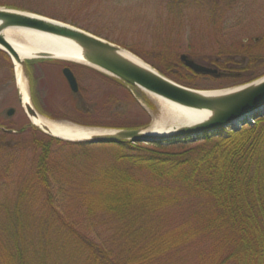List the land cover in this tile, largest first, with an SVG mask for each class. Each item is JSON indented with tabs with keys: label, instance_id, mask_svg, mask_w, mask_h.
Masks as SVG:
<instances>
[{
	"label": "trees",
	"instance_id": "obj_1",
	"mask_svg": "<svg viewBox=\"0 0 264 264\" xmlns=\"http://www.w3.org/2000/svg\"><path fill=\"white\" fill-rule=\"evenodd\" d=\"M190 5L181 0L176 11L178 6L171 2L173 20L152 29L153 37L161 40L156 44L158 55L150 52L152 58L104 35L101 31L110 35V28L98 29L93 20L62 22L100 36L162 75L197 89L201 75L185 67L177 54L168 52L173 47L163 42L178 33L176 15L182 16ZM142 25L149 30L150 24ZM51 119L64 120L56 115ZM249 119L255 125L263 121L264 107L241 119L238 130L230 124L197 135L222 144L192 155L159 153L141 143L68 142L35 129L48 141L33 142L40 153L36 176L44 208L32 217L8 212L10 223L0 231L5 235L0 234V264H264V129L257 133L258 126ZM248 132L255 133L242 138ZM174 141L178 140L156 145ZM54 144L77 151L64 167L69 180L56 184L59 191L69 192L68 208L64 195L57 198L51 193L55 188L51 177L59 170L49 163ZM99 147L112 152L113 158L94 160ZM67 209L77 213L70 216Z\"/></svg>",
	"mask_w": 264,
	"mask_h": 264
},
{
	"label": "rangeland",
	"instance_id": "obj_2",
	"mask_svg": "<svg viewBox=\"0 0 264 264\" xmlns=\"http://www.w3.org/2000/svg\"><path fill=\"white\" fill-rule=\"evenodd\" d=\"M53 1L0 0V8L33 13L60 22L68 19L88 23V19L93 20V25L98 29L99 26L110 28V35L107 31H101L104 35L149 58H152L150 52L158 55L155 53L158 52L156 49H159L156 44L161 42L160 39L153 37L152 29L169 18L173 20L171 15L174 14L169 12L168 7L171 2L176 6L179 5V1L181 2V0ZM182 2H189L191 5L182 16L176 15L180 28L178 33L169 40H163L167 42V46L173 47L168 52H172L174 56L177 54L178 58L187 55L201 65L232 73V76L221 78L199 74L201 77L196 82L197 90L216 91L248 86L264 78V0H182ZM176 8L179 6L174 7L177 11ZM143 23L146 26L150 24L148 31ZM167 32L169 34V31ZM62 63L58 69L41 65L39 61L34 65L36 67L38 64L39 67L35 69H43L47 75L50 72L52 76L45 77L41 75L42 72L38 73L41 77L39 76L34 87L40 103L42 106L48 104L51 115L63 117L65 120L47 119L64 125L97 130H115L101 127L102 125L122 127L147 125L146 129L149 130L154 127L169 130L182 126L165 113V109L154 95L137 87L128 86L96 69L71 62L70 64L74 65L71 68L81 88L78 99L72 95L67 82L61 76L62 67L64 64L68 65V62ZM19 73H23L22 67L18 69L11 56L0 49V122L5 116V110L10 104H14L13 98L21 96ZM22 78L27 90L26 75L23 74ZM82 103L85 104L84 109L81 107ZM66 119L78 121L85 126ZM249 122L253 126H258L257 133L264 129V120L259 121L257 125L251 119ZM4 123H13L10 124L12 128L24 131L4 135L0 130V231L7 228L10 223L8 212L19 211L26 217H32V214L43 210L44 206L40 200L43 188L38 185L36 176L40 153L33 142L35 138L41 142H48L35 131L40 128L31 122L28 115L27 117L19 115ZM240 125L239 120L231 124L236 130ZM255 132H248L242 138L251 137ZM217 140L205 141L194 136L174 141L172 145L158 146L151 143L141 145L159 153L192 155L221 145V141ZM103 150L104 148H97L93 159L103 163L113 158L112 152ZM75 153H77L75 149L65 144H54L49 160L50 166L57 165L59 168L51 177V182L55 186L51 193L57 198L64 195L63 204L67 208L69 192L64 191L66 189L59 191L58 186L69 180V174L64 167H68V164L74 161L72 158ZM22 196L26 199H21ZM66 213L72 216L77 211L67 209Z\"/></svg>",
	"mask_w": 264,
	"mask_h": 264
},
{
	"label": "water",
	"instance_id": "obj_3",
	"mask_svg": "<svg viewBox=\"0 0 264 264\" xmlns=\"http://www.w3.org/2000/svg\"><path fill=\"white\" fill-rule=\"evenodd\" d=\"M8 28H23L67 39L77 44L83 53V62L61 60L49 54H40L38 57L32 59H51L79 63L106 73L124 84L142 89L181 107L209 113L206 119L171 128L163 134L151 132L146 128H140L100 130V132H96L89 138L79 140H68L51 135L60 140L106 145H117L123 142L156 144L172 140L181 141L182 139L194 137L204 132H213L222 126H229L237 120L248 119L251 113L264 107V82L255 86L248 85L240 91L224 95L195 90L162 75L158 70L130 51L81 28L33 13L0 8V46L3 47V49H0L8 53L13 62L15 59L22 69L25 66L26 59L22 60L6 37L2 35L3 31ZM127 52L137 57V61L127 57ZM180 59L188 69L196 74L217 78L232 76L231 73L221 72L201 65L190 59L187 55H182ZM63 74L71 91L78 93L79 84L72 70L65 68ZM21 76L23 77V73ZM20 95L23 99L21 87ZM24 106L30 118L41 116L32 106L30 100L28 103H24ZM43 132L48 134L45 130Z\"/></svg>",
	"mask_w": 264,
	"mask_h": 264
},
{
	"label": "bare ground",
	"instance_id": "obj_4",
	"mask_svg": "<svg viewBox=\"0 0 264 264\" xmlns=\"http://www.w3.org/2000/svg\"><path fill=\"white\" fill-rule=\"evenodd\" d=\"M6 37L7 41L12 45L16 50L20 58L23 59H32L38 57L40 54H49L54 58L61 60H69L74 62H83V53L81 48L74 42L55 37L53 35L40 33L33 30L23 29V28H8L2 33ZM3 49V47L0 46ZM128 53V52H127ZM132 54H126L127 57H130L134 61H137L135 56ZM14 63L19 69V64L14 59ZM264 82V78L253 84L252 86L258 85ZM18 83L23 92V101L28 103L29 96L25 90V85L21 74H18ZM246 86L235 87L231 89L208 91L210 94L224 95L230 94L242 90ZM151 94V93H150ZM153 95V94H151ZM155 96V95H154ZM160 104L165 109V113L169 115L175 122L180 125L196 123L202 119H206L209 116L208 112L202 111L198 112L188 108L181 107L177 104H174L168 100H165L161 97L155 96ZM31 121L34 125L45 130L50 134V136H56L68 140H79L89 138L94 135L96 132H100L97 129H85L78 126H69L53 122L44 117H31ZM151 132H156L158 134H163L168 130L165 128L154 127L150 130Z\"/></svg>",
	"mask_w": 264,
	"mask_h": 264
},
{
	"label": "flooded vegetation",
	"instance_id": "obj_5",
	"mask_svg": "<svg viewBox=\"0 0 264 264\" xmlns=\"http://www.w3.org/2000/svg\"><path fill=\"white\" fill-rule=\"evenodd\" d=\"M46 60H50V59H36V61L27 60L25 63V66L23 68V74L26 75V80H27V84H28L27 85V92H28L29 100L31 101L32 106L39 113V115L51 119L52 115L48 111L49 110L48 104H45V101H43L42 103H44L45 105H43L44 107L42 106V104L39 101V98L37 97V93H36L34 85L36 86V81L38 80V78L40 76L38 73L42 72L41 75L45 76V77H52V76H51L50 72H49V75H47V72L43 69H41V70L35 69L36 67H39L38 64L36 67L34 65L36 62L39 61L41 65L44 64L45 66H53V67H56L58 69V67L59 68L61 67L62 62H53L52 63V62H47ZM71 66H74V65L64 64V67H62V75L61 76H63V78H64L63 80H65L66 82H67V80L63 74V71L65 68H70L76 77V74L73 71V69L71 68ZM76 79H77V77H76ZM77 81H78V79H77ZM67 84H68V82H67ZM68 86H69V84H68ZM79 89H80V91L78 93H72V94H74L73 96L78 97V99L80 98V92H81L80 85H79ZM12 101L14 104H10L9 107L5 110V116L3 117L2 121L0 122V130H1V133H3L4 135L18 134L19 132L24 131L23 129L18 130V129L12 128L10 124H13V123L8 124V123H4V122L9 121V120H13L16 117H18L19 115L24 116V117H27V115H28L26 108L24 106V101L21 98V96L20 97L18 96L17 99L13 98ZM84 106H85V104L82 103L81 107L83 108ZM1 124H3V125H1Z\"/></svg>",
	"mask_w": 264,
	"mask_h": 264
}]
</instances>
